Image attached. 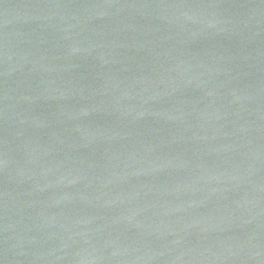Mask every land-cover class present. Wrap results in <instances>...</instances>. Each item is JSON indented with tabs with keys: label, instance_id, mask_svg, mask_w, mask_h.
Listing matches in <instances>:
<instances>
[{
	"label": "water",
	"instance_id": "1",
	"mask_svg": "<svg viewBox=\"0 0 264 264\" xmlns=\"http://www.w3.org/2000/svg\"><path fill=\"white\" fill-rule=\"evenodd\" d=\"M0 264H264V0H0Z\"/></svg>",
	"mask_w": 264,
	"mask_h": 264
}]
</instances>
